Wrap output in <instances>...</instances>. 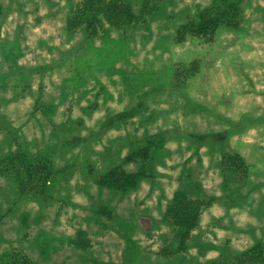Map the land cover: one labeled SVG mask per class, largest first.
I'll use <instances>...</instances> for the list:
<instances>
[{
  "label": "rangeland",
  "instance_id": "1",
  "mask_svg": "<svg viewBox=\"0 0 264 264\" xmlns=\"http://www.w3.org/2000/svg\"><path fill=\"white\" fill-rule=\"evenodd\" d=\"M165 1L167 19L152 22L149 32L110 34L113 42L124 40L117 52L120 46L106 40L89 45L80 30L69 37L64 0H0V79L5 76L0 80V154L12 128L19 130L16 141L24 139L31 152L53 144L59 130L76 146L57 157L56 167H68L69 173L57 178L59 187H51L42 203L18 202L10 180L0 176V206L11 208L0 224V252L20 249L37 264H132L126 260L129 248L138 252L135 264H167L157 251L171 241L174 229L161 218L177 189L210 201L193 232L198 243L227 252L243 251L257 239L264 243V0H245L239 7L238 33L178 38L175 28L207 2ZM97 50L113 58L102 63ZM19 72L29 79L32 93L13 90ZM138 103L142 115L105 130V120ZM33 105L38 108L31 117ZM48 106L51 112L45 113ZM145 132H164L167 154L162 164L154 161V179L142 181L136 191L113 194L79 172L77 163L88 154L79 150L85 143L99 164L105 148L119 146L120 157L126 156ZM212 134L213 139H200ZM224 152L238 155L247 167V179L226 192L220 176ZM104 206L112 219L98 212ZM79 228L91 241L86 251L68 244ZM196 250L186 256L191 264H208L219 255L212 250L198 257Z\"/></svg>",
  "mask_w": 264,
  "mask_h": 264
},
{
  "label": "trees",
  "instance_id": "2",
  "mask_svg": "<svg viewBox=\"0 0 264 264\" xmlns=\"http://www.w3.org/2000/svg\"><path fill=\"white\" fill-rule=\"evenodd\" d=\"M205 1L207 2L206 5L197 6L192 17L175 28L177 38L184 35L203 36L215 33L218 30L238 33L242 29L243 20L241 19L239 7L245 0ZM167 4L165 0H64V6L67 9L65 30L69 37H72L73 32L76 30L82 31L89 45L96 39L103 40V44L105 40L113 42L110 40L112 32L127 35L129 30L139 28L149 32L152 22L159 20L160 17L166 18L163 15L166 14ZM3 13L4 9L0 5V16ZM166 38L171 39L172 37L169 35ZM123 43L124 40L121 39L120 42H113L112 47L120 46L117 52H121L124 49L123 45H125ZM163 45L162 51L167 52L166 44ZM97 51L100 52L98 57H101L99 60L102 63L105 62L107 57L113 58L110 52H104L105 58H103L101 55L103 50ZM114 57L117 56L114 55ZM10 58L11 56L7 55L5 60L9 61ZM168 72L174 76V71L171 68ZM3 78L0 80H4ZM1 86L3 87V82ZM13 86V90L19 88L17 91L19 95L32 93L29 79H25L22 72H19L17 83L15 82ZM168 86L172 88L170 84ZM72 91H76V89ZM37 108L38 105L32 106L31 117H33ZM142 108L141 103H138L136 106L116 113L110 121L105 120V123H103L105 130H113L114 126L119 128L122 123H126L140 115ZM43 111L49 113L51 107H43ZM140 118L145 117L141 116ZM9 130L7 139L1 142L0 176L10 180L11 185L14 187L12 189L14 196L19 199L18 202L36 199L39 203H42L46 199L49 200L51 196L50 188L59 187L57 178L66 177L69 173L68 167L57 168L55 161L57 157L65 155L76 146L63 138L59 130L54 132L55 142L53 144H48L39 151L31 152L29 144L24 139L21 138V143L16 141L19 130H14V128ZM213 138L214 134L209 137L207 135L200 137V139L207 140ZM167 140L168 138L164 132L155 134L145 132L141 143L135 145L132 142L127 155L123 157L119 155V146L113 147V149L105 148L98 156L100 167H97L99 164L96 160L90 158L89 154H92L93 150L88 148L89 143H85L84 149L79 150L86 152L88 149V154L86 153L81 161L77 163L79 172L100 189H107L113 194H128L136 191L142 181H152L154 179L156 173L154 161L163 163L164 155L167 154L165 148ZM130 164H138L134 172L127 171L126 167ZM66 165L70 164L67 163ZM220 176L222 180L221 189L226 192L229 188L231 189L230 186L235 182L240 185L247 179V167L238 155L224 152L220 160ZM238 190L239 188L236 191ZM236 204L239 205V203ZM209 205L210 201L192 199L188 192L183 189L174 191L164 208L161 218L164 224L174 229V233L171 241L164 244L157 251V255L164 259L167 264H191L186 256L190 249L196 248L198 257L212 250L219 252L217 258L206 261L208 264H264V243L259 239L254 240L249 248L234 252H227L223 246L218 247L212 243H198V235H193V232L199 226L201 209H205ZM10 210L9 207L4 211L0 206V224L10 213ZM98 212L106 214L108 219H112L111 210L106 206L100 208ZM144 231L145 233L148 232V230ZM127 240L129 241L128 238ZM128 243L130 245L131 241ZM68 244L82 251H86L91 247L88 234L80 228L75 231L72 238L68 239ZM137 253L136 251L133 254L128 248L126 260L135 264L138 260L137 257H139ZM0 264L37 263L24 251L10 248L0 252Z\"/></svg>",
  "mask_w": 264,
  "mask_h": 264
},
{
  "label": "water",
  "instance_id": "3",
  "mask_svg": "<svg viewBox=\"0 0 264 264\" xmlns=\"http://www.w3.org/2000/svg\"><path fill=\"white\" fill-rule=\"evenodd\" d=\"M141 227L144 229V230H148L149 226H148V223L145 221V220H142L141 222Z\"/></svg>",
  "mask_w": 264,
  "mask_h": 264
}]
</instances>
